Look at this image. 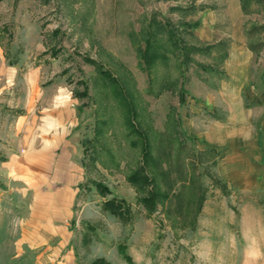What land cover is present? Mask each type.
<instances>
[{
  "label": "rangeland",
  "instance_id": "rangeland-1",
  "mask_svg": "<svg viewBox=\"0 0 264 264\" xmlns=\"http://www.w3.org/2000/svg\"><path fill=\"white\" fill-rule=\"evenodd\" d=\"M249 2L244 14L241 0H0L8 116L78 112L82 124L85 181L65 222L70 264H264V0ZM251 27L261 29L251 41L263 43L258 54L246 46ZM167 31L177 46L228 43V58L213 74L199 65L214 52L180 68ZM158 142L172 144L188 175L191 154L219 152L206 157L215 165H197L204 194L195 216L190 181L182 220L165 202L154 212L139 203L128 176L142 167L156 186ZM111 198L127 204L126 221L101 208ZM15 237L0 225V264H69L56 245L17 247Z\"/></svg>",
  "mask_w": 264,
  "mask_h": 264
},
{
  "label": "crops",
  "instance_id": "crops-1",
  "mask_svg": "<svg viewBox=\"0 0 264 264\" xmlns=\"http://www.w3.org/2000/svg\"><path fill=\"white\" fill-rule=\"evenodd\" d=\"M77 113L19 110L8 116L0 101L1 224L15 233L17 247L56 245L69 264L73 254L65 222L85 181Z\"/></svg>",
  "mask_w": 264,
  "mask_h": 264
},
{
  "label": "trees",
  "instance_id": "trees-1",
  "mask_svg": "<svg viewBox=\"0 0 264 264\" xmlns=\"http://www.w3.org/2000/svg\"><path fill=\"white\" fill-rule=\"evenodd\" d=\"M250 3L249 0H241V10L244 14H249L250 11ZM197 24H190V27L194 28ZM258 30H261L260 28H246L244 29V36L247 40L246 46L247 49L254 54H258V52L263 48V43H253L251 42L254 40V36L257 33ZM168 32V40L171 41L172 45L176 47L179 51L180 60L178 61L179 67L182 68L184 65L187 66L192 63V56L194 54H198L200 52H204L205 54L211 55V53L214 52L215 56H213L212 64L211 65H199V68L203 70L206 73L213 74L214 71L217 70L219 66L222 65V63L228 58V43L225 42H218L216 44H212L210 46H207L205 48H199V47H193L186 44H182L181 46H177V44H181L182 42L175 36L174 32L167 31ZM147 52V51H146ZM144 56H149V53H144ZM105 76V75H104ZM82 95H84L82 93ZM130 131H137L133 127H131ZM165 143V142H164ZM160 143L157 144V151L156 156L154 157V167L157 171L156 176L159 179V181L156 183L152 182V179L147 177L145 173L141 168H138L137 171L132 172L128 177L129 181L135 188V191L138 196L139 203L143 204L144 207H146L150 212H154L156 210V203L157 201L165 202L167 208L165 211L167 214L170 215V217L174 216L179 219L184 218L185 211L187 208H189L190 212V203L189 201L185 200V193H186V187L188 186V181H190L189 184H191L190 188H193L194 196L190 198L191 202L194 201L197 205V209L194 213H191L193 216H195V213L197 210L200 209L201 203L203 200V194L204 190H202L199 186L201 175L197 172V165H202L205 160H213L211 158L206 159L207 156H213V155H220L218 151L216 150H205L203 152L197 153V154H191L190 160L191 164L188 165L191 168V174L186 173L185 165L180 161V158L177 156L175 158V162L172 161V152H173V146L170 142L166 143L167 146L163 144V148H160ZM166 147L168 150L166 151ZM186 145L181 143L179 145L180 151L184 150ZM214 157V156H213ZM221 156L217 157L218 159ZM208 158V157H207ZM151 158H149L146 154V152L142 155V161L148 164V161H150ZM152 161V160H151ZM166 162L168 163L167 169L162 168V163ZM213 165L216 164V161L213 160ZM143 163V164H144ZM188 175V176H187ZM148 184V189H145V186ZM179 185V186H177ZM217 185L223 190L225 189V186L223 183L217 182ZM95 188L98 190L99 193L102 195L107 194V189L102 186L99 182H96ZM177 188V189H176ZM160 190V191H159ZM175 190V191H174ZM145 193L144 196L142 194ZM101 208L103 210L111 215L117 216L121 222H124L127 220V213L129 212V209L127 207V204L122 199L118 198H111V200H106L102 203ZM118 251L122 254L121 256L124 258L126 262L129 261V257L123 253L124 249L121 245L117 247ZM92 264H107L105 262H98V263H92Z\"/></svg>",
  "mask_w": 264,
  "mask_h": 264
}]
</instances>
